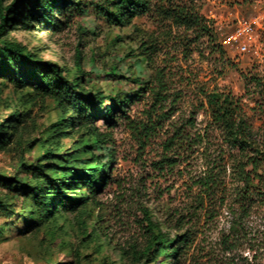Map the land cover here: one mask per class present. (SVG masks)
<instances>
[{
    "label": "rangeland",
    "instance_id": "374dc122",
    "mask_svg": "<svg viewBox=\"0 0 264 264\" xmlns=\"http://www.w3.org/2000/svg\"><path fill=\"white\" fill-rule=\"evenodd\" d=\"M91 1L101 2L67 0L34 16L31 27L19 11L8 36L69 76L80 66L87 88L138 97L116 111L113 124L94 120L106 137L94 153L112 161L82 226L76 213L63 212L23 229V192L0 187V264H120L123 251L124 264H132L131 249L140 250L147 237L142 209L169 237L185 234L176 264H264V169L253 187L244 186L236 152L205 101L211 92L231 95L264 138V0H148L127 24L109 22ZM183 13L204 18L210 34L182 22ZM241 22L250 24L248 34L230 40ZM19 95L0 77V119ZM22 108L27 119L6 133L0 173L25 181L30 169L21 162L34 163L57 112L50 97ZM83 131L67 127L54 153L70 152Z\"/></svg>",
    "mask_w": 264,
    "mask_h": 264
},
{
    "label": "trees",
    "instance_id": "16d2710c",
    "mask_svg": "<svg viewBox=\"0 0 264 264\" xmlns=\"http://www.w3.org/2000/svg\"><path fill=\"white\" fill-rule=\"evenodd\" d=\"M100 1H91V5L98 6L106 20L117 24L129 23L136 14L148 8V0ZM66 2L11 0L4 3L0 0V77L12 82L14 90L20 92L18 101L7 103V113L0 119V148L6 143L8 130H16L27 119L28 110L22 108L25 103L36 98L50 97L57 112L56 119L50 124L47 139L38 144L40 153L34 158V163L21 162V165L30 169V178L22 181L14 175L0 173V187L20 190L25 196L24 202L29 203V210L23 218L28 223L23 229L53 220L63 212L76 213L81 226L84 224L88 204L107 182L112 161L111 157L101 161L94 153V146L106 138L95 128L94 120L101 116L106 123L113 124L116 111L123 112L124 107L138 97L134 92L117 90L104 93L92 87L87 88L82 81L80 66L76 65L73 74L69 76L68 71L64 73L66 68L43 59L37 51L8 36V27L19 11L24 13L23 23L31 27L34 16L44 17L45 11H51ZM79 3L75 2L76 5ZM181 20L187 25L200 28L206 35L210 34V24L197 14L183 13ZM135 79L140 80L139 77ZM2 84L5 82L2 81ZM205 101L212 122L221 130L227 145L236 152V168L240 180L245 187H253L255 175L264 169V138L260 130L240 114L231 95L211 92L205 96ZM67 127L82 128L84 136L72 143L70 152L56 155L54 150L58 148L57 138ZM48 139L49 145L46 142ZM50 157L49 163L42 162V159ZM67 191L78 197L66 194ZM0 208L6 209L1 198ZM142 212L147 237L140 250L135 247L131 249L129 258L132 264H176L187 240L185 234L169 237L149 211L142 209ZM120 258V264H124L125 251L120 253Z\"/></svg>",
    "mask_w": 264,
    "mask_h": 264
},
{
    "label": "built area",
    "instance_id": "2783aa9c",
    "mask_svg": "<svg viewBox=\"0 0 264 264\" xmlns=\"http://www.w3.org/2000/svg\"><path fill=\"white\" fill-rule=\"evenodd\" d=\"M249 30L250 24L246 22H241L229 35V39L232 41L238 40L240 37L248 34Z\"/></svg>",
    "mask_w": 264,
    "mask_h": 264
}]
</instances>
